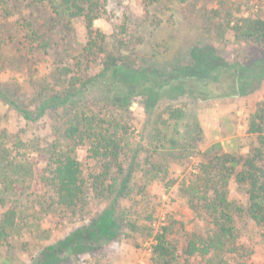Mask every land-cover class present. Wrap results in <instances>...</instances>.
Here are the masks:
<instances>
[{
    "label": "trees",
    "instance_id": "1",
    "mask_svg": "<svg viewBox=\"0 0 264 264\" xmlns=\"http://www.w3.org/2000/svg\"><path fill=\"white\" fill-rule=\"evenodd\" d=\"M142 1L149 8L162 0ZM217 1L218 7L213 8L210 16L206 14L205 20L208 23L219 18L221 21L209 22L210 25L233 34L236 44L233 59L213 42L198 45L187 62L168 66L155 62L145 66L139 63L130 46L128 27L123 26L114 44L109 35L96 27V21L107 14L108 0H0L3 17L15 15L22 3L26 9L45 6L56 21V15L62 14L67 16L68 23L82 19L87 30L82 50L69 62H54L49 75L37 80L32 99L36 103L34 109L29 102L14 98L0 82V99L14 106L26 120L53 115L49 141L30 142L44 162L26 156L29 144L19 135L12 146L0 147V248L25 222L29 205H40L48 211L56 207L76 212L84 204L89 181L78 150L85 148L88 158L99 167L91 181L95 196L110 198L125 193L133 201L130 214L129 210L116 206L113 196L109 206L90 225L44 248L33 264H54L64 251L114 239L126 219L125 225L132 231L141 229L143 234L153 237L152 255L156 264H190L192 258H201L205 264H240L239 257L247 250L240 241V220H252L264 234V99L248 121L249 132L257 135L258 142L246 155L218 152L198 165L194 177L180 182L192 208L209 221L204 232H186L180 245L174 237V226L155 231L152 213L147 216L150 223L143 226L129 218L133 207L138 209L142 203L135 195L146 196L150 183L167 177V173L161 174L162 164L156 162L154 154L140 161L141 149L134 146L130 106L136 97H143L145 108L153 113L156 143L162 144L166 135L157 130L159 123L167 120L178 123L186 114L184 108L172 102L156 111L162 99L174 101L183 95L201 99L244 96L264 83V14H245L240 8L226 5L224 0ZM30 15L33 13L17 19L23 33L19 49L30 54L37 65L41 57L50 53L51 41L47 37L50 29L43 28L46 22L38 25ZM1 67L0 63V70ZM226 81L223 92L212 94V86ZM7 136L5 132L4 137ZM159 146L155 145V151ZM143 163L148 167L138 168L142 172L141 182L131 185L136 170L133 166L142 167ZM174 182L172 179L165 183L171 186ZM232 182L243 190L245 201L230 196Z\"/></svg>",
    "mask_w": 264,
    "mask_h": 264
},
{
    "label": "rangeland",
    "instance_id": "2",
    "mask_svg": "<svg viewBox=\"0 0 264 264\" xmlns=\"http://www.w3.org/2000/svg\"><path fill=\"white\" fill-rule=\"evenodd\" d=\"M224 1L226 5L240 8L245 14H264V0ZM218 5L217 0H162L148 8L142 0H108L107 14L98 19L95 25L110 36L113 44L123 26L128 27L130 46L137 53L139 63L145 66L155 62L166 66L187 62L192 59L191 51L198 45L205 46L213 42L218 43L224 54L233 59L236 54L233 34L229 30L210 25L209 22L215 24L221 21L219 18L208 20V23L206 21V14L210 16L213 8ZM18 7L20 9L11 17L6 18L0 14V82L3 89L11 92L14 98L29 102L34 109L36 103L32 99L35 98L33 93L37 80L49 75L54 62H69L77 55L87 40V30L82 19H72L68 23L67 16L62 14L56 15V21L52 15L50 17L45 6L35 5L26 9L25 3H22ZM29 13H33L30 17L33 16L38 25L46 22L43 28L50 29L47 34L51 41L50 53L41 57L37 65L33 63L30 54L19 49L23 33L17 19ZM227 84L228 81L220 86H212V94L223 92ZM263 99L264 83L244 96L201 99L183 95L174 101L162 99L156 111H161L167 103L172 102L174 106L184 108L186 114L178 123L169 120L159 123L157 130H163L166 135L160 144L155 139L153 113L145 108L143 97H136L130 106V131L134 146L141 149L140 161L154 154L156 162L162 164L161 174L167 173V177L164 181L150 183L146 196L135 195L134 198L142 203L138 209L133 207V214L129 218L136 219L138 225L143 226L150 223L147 216L152 213L155 231L164 226H174V237L180 245L184 242L186 232H204L209 227V221L192 208L188 195L180 189V182L194 177L198 165L209 161L218 152L246 155L258 142L257 135L249 132L248 121ZM52 120L53 115L48 113L28 121L14 106L0 99V147L12 146L16 135H19L29 144L26 156L44 162V157L30 142L46 144L51 138ZM5 132L7 137H4ZM156 144L160 145L157 151L154 148ZM78 157L89 181L84 204L76 212L56 207L48 211L40 205H29L25 222L8 243L0 248V264H33L44 248L64 241L73 232L90 225L109 206L113 196L116 206L129 210L130 214L133 201L125 193L110 198L95 196L91 181L99 167L88 158L85 148L78 150ZM133 167L136 170L131 185L141 182L142 172L138 168L146 169L148 165L143 163L142 167ZM172 179L175 182L167 186L165 182ZM230 196L242 201L246 199L243 190L234 182L230 186ZM127 220L121 224L114 239L89 242L80 249L75 247L74 251H64L60 260L54 264H156L152 255L153 237L143 234L141 229L132 231L125 225ZM239 226L240 241L247 249L239 257L240 264H264L262 228L248 218H242ZM190 264H205V261L192 258Z\"/></svg>",
    "mask_w": 264,
    "mask_h": 264
}]
</instances>
